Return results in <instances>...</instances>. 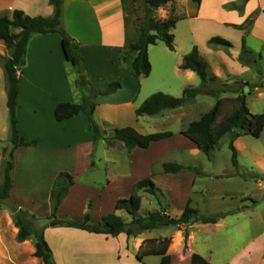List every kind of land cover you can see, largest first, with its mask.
<instances>
[{
    "label": "crops",
    "instance_id": "obj_1",
    "mask_svg": "<svg viewBox=\"0 0 264 264\" xmlns=\"http://www.w3.org/2000/svg\"><path fill=\"white\" fill-rule=\"evenodd\" d=\"M49 1L0 0V17L5 12L11 15L15 10L23 11L30 17H50L54 9ZM215 1L201 0L199 4L194 0H174L173 4L169 5L173 6L170 16L177 17L179 21L188 20L192 33L191 44L180 52L176 64L172 67L195 86L198 85L196 82L198 76L194 72L181 69L183 57L191 53L195 46L208 63L209 71L213 69L216 75L221 74L219 66L221 62L228 66L233 59H238L241 53L240 50L239 54L233 55L228 50L231 54L229 56L225 49L209 46L208 42L213 37L208 30L212 29V26H216L219 30L244 26L245 29L239 31L244 36L260 42L264 48V0H250L239 8H229L232 6L231 3L237 0H218V3ZM225 7L230 11L224 9ZM169 17L166 16L165 19ZM249 21L252 23L247 26ZM63 23L69 36L79 45L88 80L96 83L120 80L123 83V89L116 94L100 96L96 99L97 108L94 117L98 125L101 128L107 124L114 125L115 130L130 127L142 135H149L141 122V119L149 116L140 118L136 116V110L141 105L138 98L145 78L137 80L133 76L132 63L136 54L132 55L126 64H121L124 48L135 39L133 25L131 22L127 23L124 17L121 0H66ZM61 42L62 38L57 33L34 36L27 47L26 65L18 70V129L27 142H37V145L21 146L14 153L10 201L20 209L35 215L40 221L47 220L51 215L50 196L54 182L61 172H67L73 177L74 185L59 209L58 219L61 212L66 215L65 219L72 218L74 214L66 210L75 206L80 207L84 217L91 204L92 222L99 223L109 214L103 213L95 217L96 209L106 205L109 198L108 205L115 212L118 200L124 199L118 195L116 188L119 184L123 185L120 181L123 175L118 169V164L108 157L114 148L107 147L102 140L103 145L105 144L104 148L97 153L101 141H94L93 129L84 114L61 123L55 120L54 112L58 104L81 103L84 96L78 85L79 75L66 61ZM160 44L163 47H158ZM167 51L174 52L163 43H158L149 47V57L153 53L156 59L155 65L164 68L171 60ZM5 52L9 51L0 42V55L7 57ZM232 63L237 64L234 61ZM239 66L247 68L241 64ZM153 70L152 64L151 73ZM5 77V70L0 64V123H5L8 127L10 114L7 107V77ZM240 139L241 137H234L231 140L238 154ZM183 142L188 145L185 150L188 151L189 157L200 161L205 168L212 164L210 158L199 151L193 143L185 140ZM155 144L157 143H153L147 150L135 149L127 153L130 158L145 155L151 152ZM116 147L123 148L119 145ZM5 149L8 150L3 148L4 151ZM4 151L0 150V163ZM182 158L183 165H190L189 158ZM261 163L259 162L258 165L264 171ZM101 165H104L103 171ZM112 165L115 166L112 168ZM117 169L118 172L115 171ZM203 172L210 179L218 176L212 170L208 173ZM185 175L188 178V191L182 195V213L191 200V206L200 214L212 215L211 212L204 214L201 211V208L211 201V192L204 187L196 186V176L191 173ZM97 176H101L105 181L99 183ZM86 178L88 181H83ZM252 181L264 190V174H258L256 180L252 179ZM136 184L131 185L125 199L131 196V190ZM248 197L249 199L247 197L242 199L247 198L251 205L244 203L236 210L223 212L227 215L216 224L195 223L187 228H173L174 231L164 237L171 240L168 254L172 258V263L193 264V257L198 254L210 264H264V208L259 209V202ZM219 200L225 202V199ZM43 205L46 206V212H43ZM57 228L49 226L45 230V238L57 264L144 263L139 255L141 249L132 250L129 237L125 234L111 237L78 229ZM156 231L158 230L148 231L150 240H153ZM18 232L19 228L15 224L13 213L7 205H3L0 210V264H44L41 259L35 257L37 243L35 236H29L19 243ZM256 250L261 252H254ZM146 257L151 255L148 254Z\"/></svg>",
    "mask_w": 264,
    "mask_h": 264
},
{
    "label": "trees",
    "instance_id": "obj_2",
    "mask_svg": "<svg viewBox=\"0 0 264 264\" xmlns=\"http://www.w3.org/2000/svg\"><path fill=\"white\" fill-rule=\"evenodd\" d=\"M65 1H49L50 6L54 9V13L50 17H30L20 10L13 11L10 16L0 17V42L11 52V55L7 59H3L0 55V64H2L7 77V107L11 123V148L8 151H4L2 165L0 210L3 205H7L11 213H13L15 224L19 228L17 242L21 243L27 237L35 236L37 240L35 257L41 259L44 264H56L53 252L45 238V230L49 226H40V219L30 212L20 209L10 201V192L13 187L12 172L14 169V153L21 146L37 145V142H27L21 136L18 129V70L26 65L27 47L34 36L57 33L62 38L61 46L66 61L71 64L79 76L85 74L82 68L79 45L69 36L64 27L63 14ZM194 1L199 4L201 3V0ZM242 1L247 3L250 0ZM173 2L174 0H144L143 4H139V0H121L124 17L127 23H132L135 31V39L124 48L121 56V64L127 63L132 55L136 54L132 63V72L137 80L143 77H149L151 74L152 66L149 60V47L163 43L170 51H175V36L173 30L176 28L179 19L171 16L168 19L159 20L155 16L158 9L172 5ZM140 10L143 12L142 17L137 16ZM251 23L252 21H249L247 26ZM235 28L238 30L245 29L244 26ZM208 44L211 47H221L225 50H231L233 48L231 42L221 37L211 38ZM258 58L261 59L262 56L259 55ZM238 62L243 67H258L257 58L247 48L244 38L242 40ZM181 69L194 72L201 80L200 86L186 88L180 98L162 93L150 96L137 108L136 116L138 118L158 116L167 110L182 107L185 103L199 96L204 95L218 98L221 94L232 92L236 97L219 98L209 112L205 113L198 121L192 122L184 127L181 135L193 143L199 151L209 158L211 157L212 151L227 134H233L237 138L244 136L261 137L264 132V113L253 115L249 112L246 105V96L241 88L243 83L236 81V85H239L240 88L228 89L227 83H222L217 77L211 76L209 73V65L201 57L196 46L191 53L183 57ZM215 85H220L221 89L216 88ZM246 85L248 86L249 83H246ZM89 86L91 87L90 91L82 90L84 96L81 103H60L56 106L54 117L57 122L61 123L80 114H84L93 129L95 142L103 140L109 148H114L117 144H121L128 153L133 152L135 149L147 150L153 143L174 137V134L170 131L142 135L130 127L116 129L111 136L107 137L106 133L94 118L97 108L96 99L100 96L107 97L116 94L123 89V83L120 81H112L106 85H93L90 83ZM229 148L232 152V165L235 169H238V152L233 142L230 143ZM162 172L167 175L185 173H192L196 177L204 175L197 167L185 166L178 163L164 164ZM73 185L74 179L67 172H61L54 182L50 196L51 215L47 220H51L52 222L56 221L58 223L57 227L78 229L91 234L111 237H118L121 234H125L127 237H135L144 232L163 228L182 229L195 223L216 224L221 218L227 215L223 213L202 215L197 209L191 206L192 202L189 200L180 217L170 216L162 205H160L159 212H152L146 217H141L139 212L142 206V198L138 194V191L144 190L154 197H157V193L159 192L153 180L146 178L136 184L129 198L118 200L114 213L103 217L97 224L92 222L91 204L88 206L82 223L75 222L72 219L59 220V209ZM122 211L126 212L131 218L130 222H127L116 214V212ZM152 242L154 240H151ZM170 243V239H164L161 242V247L150 250L149 255L161 257L160 264H173L172 258L168 254ZM193 264L210 263L202 256L195 254Z\"/></svg>",
    "mask_w": 264,
    "mask_h": 264
},
{
    "label": "rangeland",
    "instance_id": "obj_3",
    "mask_svg": "<svg viewBox=\"0 0 264 264\" xmlns=\"http://www.w3.org/2000/svg\"><path fill=\"white\" fill-rule=\"evenodd\" d=\"M217 1L218 0H216L215 2L218 3ZM139 2V4H143L144 0H139ZM243 4L244 2L242 0H237L236 2L231 3L232 6H230L229 8H239ZM224 9L230 11L228 10V7H225ZM172 11L173 6L163 7L156 11L155 16L159 20H165V17H169L170 12ZM8 13L5 12L2 16H10ZM137 16H143L142 10L137 13ZM189 25L190 22L188 20L178 21V24L174 30V35L176 36V51H167L168 57L171 59L170 64L167 63V67L161 68L156 66V59L153 53L150 54L149 60L150 63L152 62L151 66L153 64L154 70L149 77L143 79L142 90L138 98V102L140 104H142L150 96L157 93H162L175 98H180L186 88L200 86V79L198 77L196 78V82L198 83V85L195 86L188 78H186L183 74H180V72H176L175 69L173 70L172 67L176 64V61L178 60L179 55L181 54L180 52L187 49L192 42V33L190 32ZM208 31L209 34H212V37H221L231 42L234 46L230 50L233 55L239 54V51L242 47L243 38L246 40L247 48L257 58V68H242L241 66H239L240 64L238 65V59H233V61L237 63L236 65H233V61L228 66H226L224 62L220 63L219 66L221 74H214L213 69L210 70L209 73L211 76L217 77L222 83H227L228 89H239L240 86L236 85V81L243 83L241 88L244 92V95L246 96V105L249 112L253 115H259L264 113V48L262 47V44L252 37L244 36L239 30L234 27L228 30H219L216 26H212V29ZM158 47L163 46L160 44V46ZM224 51L229 56H231L230 51ZM224 51L223 53H225ZM5 53L7 57L2 56L3 59H7L8 55H11L10 51ZM259 55L262 56L261 59L258 58ZM216 66L218 67L217 64ZM82 68L84 69L83 64ZM260 73L262 74L261 76ZM84 75L87 77L86 71ZM112 81L120 80H108L101 83H96L92 81L90 82L88 80V83H91L93 85H106ZM246 83H249V85L247 86ZM3 84H5V82ZM215 87L221 89L220 85H215ZM234 97H236V95L232 92L221 94L218 98L203 95L185 103L182 107L167 110L159 116L145 117L144 119H141L142 124L146 127V130L149 134L170 131L174 134V137L170 140L162 141L153 145L151 152L145 155L137 156L135 158H130L124 148L120 149L115 146L114 149L110 151V154L108 156L109 159L118 164V169L123 175L120 179L123 185L119 184L116 187L118 189V195L125 199L129 194L128 190L130 189L131 185H134L135 183H138L146 178H151L156 184L157 188H159L160 190L157 193V197L150 195L144 190L138 191V194L142 198V206L139 215L141 217H146L152 212H159L161 207L160 205H162L165 211L172 217H177L181 215L182 195L185 194L186 191H188V178L187 175H185L188 173L178 176L167 175L163 174L162 167L166 163L182 164V157H185L189 158L190 160V165L185 166L197 167L202 172L205 171L207 173L209 172V170H212V172L218 174V176L214 179H210L205 174L201 177H197L196 186L199 188L204 187L211 192V201L208 204H205L203 208H201V211H203L204 214L206 212H211L212 215H215L221 214L223 212L233 211L236 210L238 207H242L244 203V205H251V202L247 201V198L249 199L248 196L258 201V205H260L259 209H263L264 190L259 187L255 181H252V179L256 180L258 174H264V171H262L261 167H259L258 165L259 162H262L261 164L264 167V132L260 138H254L252 136L241 137L239 141L240 153L238 154V169H235L232 165V152L229 148L231 140L235 137L233 134H228L221 139L218 146L212 151L210 157V161L212 162V164H210V166H208L207 168H205L200 163V161H196L187 155L188 151L185 149L188 145L186 144V142L184 143L183 141L185 140L189 142V140L181 136V131L184 129V127H186L192 122L198 121L205 113L209 112L214 107L216 101L219 98ZM101 129L106 133L107 137L111 136L115 130L114 125L109 124H107ZM10 139L11 123L8 124V127L5 123H0L1 151H4L3 148H8V150H10ZM104 145L101 140V142H99V152L97 153H100L103 150ZM117 145L122 147L121 144ZM2 155V161L0 163L1 178L3 170L2 165L4 153ZM114 166L115 165H112L111 167L113 168ZM100 167L103 171L104 165H101ZM118 169L115 171L118 172ZM229 175L231 176L228 177ZM96 179L101 184L105 181V179L101 176H97ZM83 181L86 182L88 181V179H83ZM135 186L131 190V194ZM244 197L247 198L242 199ZM230 198H232V200H230ZM219 199H225V202H223L222 200L220 201ZM108 200L109 198L106 201V205L104 204L102 208H98L95 210V217L103 213L111 214L114 212L113 208L108 205ZM66 211L72 212V214H74L75 217L73 216L70 219L74 220L75 222L82 223L84 217H82V211L80 207L78 208L75 206V208L69 210L67 209ZM43 212H46L45 205H43ZM92 212L93 211L91 210V215ZM118 215L125 219L127 222L131 221V218L124 211L119 212ZM65 216L64 212H61L59 220H65ZM51 222V220L44 219L41 220L39 224L40 226H50ZM57 229L62 230L64 229V227H58ZM255 230L257 231V229ZM172 231H174L173 228L159 229L158 231L154 232V242L152 243L150 240V234L148 232H144L138 236L129 237V245L131 246L132 250L133 248L141 249L142 252L139 255L141 256L142 262L146 264H160L161 257H146V255L149 254L150 250L161 247V242L164 240V237H166L168 234H171ZM179 248L180 247H177V249ZM254 252L260 253L261 251L256 250ZM133 253L134 252L132 251V254ZM137 256L138 255H136V257ZM138 258H136V260H138Z\"/></svg>",
    "mask_w": 264,
    "mask_h": 264
},
{
    "label": "water",
    "instance_id": "obj_4",
    "mask_svg": "<svg viewBox=\"0 0 264 264\" xmlns=\"http://www.w3.org/2000/svg\"><path fill=\"white\" fill-rule=\"evenodd\" d=\"M78 85H79V87L82 90L90 91V86H89V83H88V79H87V77L85 75L80 76ZM50 226L51 227H57L58 223L56 221H53V222L50 223Z\"/></svg>",
    "mask_w": 264,
    "mask_h": 264
}]
</instances>
